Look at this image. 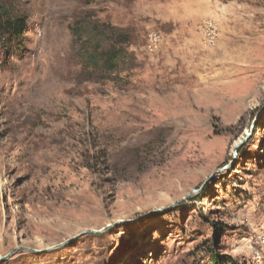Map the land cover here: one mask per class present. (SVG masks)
<instances>
[{
	"label": "rangeland",
	"instance_id": "374dc122",
	"mask_svg": "<svg viewBox=\"0 0 264 264\" xmlns=\"http://www.w3.org/2000/svg\"><path fill=\"white\" fill-rule=\"evenodd\" d=\"M14 4L0 264H264V0ZM83 15L134 33L130 78L83 75Z\"/></svg>",
	"mask_w": 264,
	"mask_h": 264
},
{
	"label": "trees",
	"instance_id": "16d2710c",
	"mask_svg": "<svg viewBox=\"0 0 264 264\" xmlns=\"http://www.w3.org/2000/svg\"><path fill=\"white\" fill-rule=\"evenodd\" d=\"M14 1L0 0V55H10L25 46L28 19L16 11ZM71 30L82 73L88 80L118 83L123 74L131 77L136 68L135 56L129 49L135 39L131 30L89 15L81 16ZM211 262L226 264L219 257H213Z\"/></svg>",
	"mask_w": 264,
	"mask_h": 264
},
{
	"label": "bare ground",
	"instance_id": "6f19581e",
	"mask_svg": "<svg viewBox=\"0 0 264 264\" xmlns=\"http://www.w3.org/2000/svg\"><path fill=\"white\" fill-rule=\"evenodd\" d=\"M159 41H160V38L157 35L155 34L151 35L150 41H149L150 49L155 50L158 44L160 43Z\"/></svg>",
	"mask_w": 264,
	"mask_h": 264
},
{
	"label": "water",
	"instance_id": "95a60500",
	"mask_svg": "<svg viewBox=\"0 0 264 264\" xmlns=\"http://www.w3.org/2000/svg\"><path fill=\"white\" fill-rule=\"evenodd\" d=\"M263 114H264V108L260 111L259 117L262 116ZM259 117H258V118H259ZM236 148H237V147H236ZM0 259H1V260H6V259H8V257H1V256H0Z\"/></svg>",
	"mask_w": 264,
	"mask_h": 264
}]
</instances>
